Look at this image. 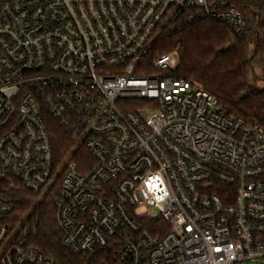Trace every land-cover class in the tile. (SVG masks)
<instances>
[{
  "label": "built area",
  "instance_id": "obj_1",
  "mask_svg": "<svg viewBox=\"0 0 264 264\" xmlns=\"http://www.w3.org/2000/svg\"><path fill=\"white\" fill-rule=\"evenodd\" d=\"M203 19L246 29L232 0H0V177L56 193L81 264L264 261V124L174 53L149 60L165 26ZM51 121L76 144L62 161ZM13 214L0 199V264H53Z\"/></svg>",
  "mask_w": 264,
  "mask_h": 264
},
{
  "label": "trees",
  "instance_id": "obj_2",
  "mask_svg": "<svg viewBox=\"0 0 264 264\" xmlns=\"http://www.w3.org/2000/svg\"><path fill=\"white\" fill-rule=\"evenodd\" d=\"M232 1L246 18L242 35L208 19L174 23L158 33L149 60L174 53L179 58L178 73L214 94L228 114L264 124V87L256 85L259 79L264 81V0ZM50 135L62 161L76 144L54 121ZM86 155L79 148L75 160ZM9 183L0 177V199L13 205V218L19 226L28 227V244L53 264H81L82 258L63 244L54 207L56 193L39 197L22 187L12 189Z\"/></svg>",
  "mask_w": 264,
  "mask_h": 264
},
{
  "label": "rangeland",
  "instance_id": "obj_3",
  "mask_svg": "<svg viewBox=\"0 0 264 264\" xmlns=\"http://www.w3.org/2000/svg\"><path fill=\"white\" fill-rule=\"evenodd\" d=\"M256 85L260 88L264 87V81L259 79L258 81H256ZM258 264H264V261L263 262H259Z\"/></svg>",
  "mask_w": 264,
  "mask_h": 264
},
{
  "label": "water",
  "instance_id": "obj_4",
  "mask_svg": "<svg viewBox=\"0 0 264 264\" xmlns=\"http://www.w3.org/2000/svg\"><path fill=\"white\" fill-rule=\"evenodd\" d=\"M250 59H252V56H251ZM252 72H253V78L255 79V77H256V72H255V69H254V68H252Z\"/></svg>",
  "mask_w": 264,
  "mask_h": 264
}]
</instances>
